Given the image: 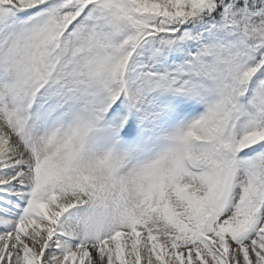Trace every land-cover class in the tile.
<instances>
[{"label":"snow or ice","instance_id":"obj_1","mask_svg":"<svg viewBox=\"0 0 264 264\" xmlns=\"http://www.w3.org/2000/svg\"><path fill=\"white\" fill-rule=\"evenodd\" d=\"M0 264H264V0H0Z\"/></svg>","mask_w":264,"mask_h":264}]
</instances>
